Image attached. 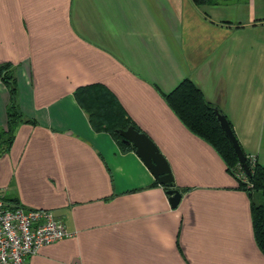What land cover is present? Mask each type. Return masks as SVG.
<instances>
[{
    "label": "crops",
    "instance_id": "0c3cea01",
    "mask_svg": "<svg viewBox=\"0 0 264 264\" xmlns=\"http://www.w3.org/2000/svg\"><path fill=\"white\" fill-rule=\"evenodd\" d=\"M3 62L25 120L0 154L2 197L72 232L26 264H264L248 194L162 97L190 78L264 165V0H0ZM93 83L163 154L176 207L135 150L91 127L74 91ZM10 99L0 81V130Z\"/></svg>",
    "mask_w": 264,
    "mask_h": 264
},
{
    "label": "trees",
    "instance_id": "16d2710c",
    "mask_svg": "<svg viewBox=\"0 0 264 264\" xmlns=\"http://www.w3.org/2000/svg\"><path fill=\"white\" fill-rule=\"evenodd\" d=\"M190 1L199 6L217 4L220 0ZM0 81L8 87L11 97L6 107L5 127L0 130L1 154L9 148L18 125L25 119L15 100L16 80L11 63H0ZM162 97L186 129L214 148L227 171L237 180V187L248 194L254 242L264 254V165L245 154L250 174L245 173L229 140L220 128L214 111L217 107L205 99L202 91L190 78L182 79L170 92L162 94ZM74 98L88 115L89 123L95 131L110 134L123 152L135 150L132 144L122 141L119 131L129 126L143 131L128 116L116 96L106 86L101 83L80 86L75 89ZM228 123L231 126L229 121ZM162 186L166 191L177 189L180 192L173 181ZM12 205L18 206L15 203Z\"/></svg>",
    "mask_w": 264,
    "mask_h": 264
},
{
    "label": "built area",
    "instance_id": "2783aa9c",
    "mask_svg": "<svg viewBox=\"0 0 264 264\" xmlns=\"http://www.w3.org/2000/svg\"><path fill=\"white\" fill-rule=\"evenodd\" d=\"M71 235L50 210L14 206L0 191V264H26L40 247Z\"/></svg>",
    "mask_w": 264,
    "mask_h": 264
},
{
    "label": "water",
    "instance_id": "95a60500",
    "mask_svg": "<svg viewBox=\"0 0 264 264\" xmlns=\"http://www.w3.org/2000/svg\"><path fill=\"white\" fill-rule=\"evenodd\" d=\"M214 111L220 128L224 132L237 155L238 162L242 166L245 173L249 175L250 170L246 163L245 153L243 152L231 126L229 125L227 118L217 108H215ZM119 134L121 135L123 142L132 144L135 149V153L160 184H168L173 181L172 173L167 160L159 151L153 140L145 132H140L132 126H129L127 129L120 130ZM166 193L169 196L168 201L171 207H176L180 201L181 193L177 189H168Z\"/></svg>",
    "mask_w": 264,
    "mask_h": 264
}]
</instances>
